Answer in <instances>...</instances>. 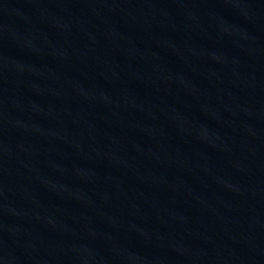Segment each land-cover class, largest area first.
<instances>
[{
    "label": "water",
    "instance_id": "1",
    "mask_svg": "<svg viewBox=\"0 0 264 264\" xmlns=\"http://www.w3.org/2000/svg\"><path fill=\"white\" fill-rule=\"evenodd\" d=\"M0 264H264V0H0Z\"/></svg>",
    "mask_w": 264,
    "mask_h": 264
}]
</instances>
